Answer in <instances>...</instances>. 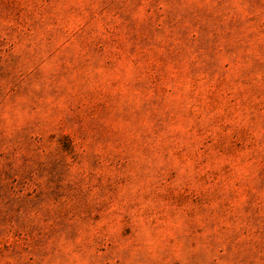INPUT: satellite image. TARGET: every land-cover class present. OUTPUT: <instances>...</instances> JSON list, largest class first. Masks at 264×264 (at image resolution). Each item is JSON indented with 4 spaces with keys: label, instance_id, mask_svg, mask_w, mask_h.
Wrapping results in <instances>:
<instances>
[{
    "label": "rangeland",
    "instance_id": "374dc122",
    "mask_svg": "<svg viewBox=\"0 0 264 264\" xmlns=\"http://www.w3.org/2000/svg\"><path fill=\"white\" fill-rule=\"evenodd\" d=\"M0 264H264V0H0Z\"/></svg>",
    "mask_w": 264,
    "mask_h": 264
}]
</instances>
